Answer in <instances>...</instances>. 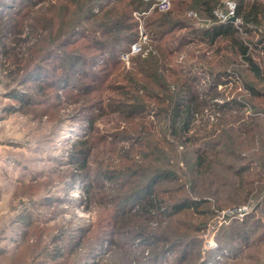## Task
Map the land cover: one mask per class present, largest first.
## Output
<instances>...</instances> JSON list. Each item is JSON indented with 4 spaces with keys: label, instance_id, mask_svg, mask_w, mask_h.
<instances>
[{
    "label": "rangeland",
    "instance_id": "obj_1",
    "mask_svg": "<svg viewBox=\"0 0 264 264\" xmlns=\"http://www.w3.org/2000/svg\"><path fill=\"white\" fill-rule=\"evenodd\" d=\"M7 1L8 10L0 7V264H264V97L250 96L244 86L247 80L251 82L245 60L231 49L217 50L218 43L191 40L186 34L188 27L172 28L158 40L147 27L149 11L134 12L138 20L135 41L142 39L141 51L131 53L130 47L122 51L118 66L109 70L104 61L115 52L100 50L95 61L87 58L89 62H80L78 74L70 81L72 87L65 85L58 91L46 87L43 95L39 94V102L26 105L18 94H11L35 93L34 85H28L34 83L30 79L37 77L39 83L52 72L39 71L38 66L48 64L60 71L53 60L47 62V50L60 48L85 59L98 53L100 41L96 39L113 43L129 30L101 22L117 0H102L87 17L78 16L85 0ZM227 1L236 4V11L237 0H223L224 8L217 11L227 14ZM65 5L69 8L64 9ZM171 8L172 3L168 10ZM230 17L240 27L235 12ZM212 21L200 18L205 26ZM240 32L246 41H252L253 58L264 66V25L253 35L244 33L243 28ZM174 38L177 50L160 51L164 50L160 40ZM121 39L124 42L126 38ZM53 41L58 43L50 44ZM62 41L66 44L60 46ZM44 52L46 58L42 57ZM159 54L162 63L154 66ZM58 56L57 62H65L61 61L62 54ZM221 66L232 75L214 84L212 72ZM90 74L104 77L97 92L82 87ZM131 75L135 80L160 81L163 85L155 91L159 98L148 95V90L137 83L136 90ZM57 76L47 80L57 81ZM164 76L166 82L162 81ZM186 78L194 82L191 87L197 110L182 139L167 135L178 151L183 170H176L178 181L162 179L157 189L184 183L182 192L188 190L191 198L207 201L210 213L182 212L171 217L162 204L156 213L144 216L139 212L140 203L132 204V200L117 207L118 191L124 190L118 179L104 177L103 170L114 172L122 154L128 155L150 131L159 130L157 106H168L169 94L173 95ZM257 84L264 93V83ZM127 95L143 101L134 105L135 112L128 117L124 113L127 105L119 103ZM234 100L243 103L230 108ZM98 134L102 139L96 141ZM83 139H89L92 146L84 167L70 161L74 143ZM206 141L216 143V151L230 167L218 166L216 176L202 174L205 181L199 192L186 176L190 173L189 158L196 156L195 147ZM89 182L92 188L87 186ZM239 207L245 211L237 213ZM175 219L183 220V225L176 224ZM193 223L202 225L199 241L193 248L189 246L195 251L188 260L181 261L185 247L174 245L170 238L177 229L196 226ZM130 228L141 232L131 238ZM242 228H248L247 235L240 233L247 242L239 246L233 237Z\"/></svg>",
    "mask_w": 264,
    "mask_h": 264
},
{
    "label": "trees",
    "instance_id": "obj_2",
    "mask_svg": "<svg viewBox=\"0 0 264 264\" xmlns=\"http://www.w3.org/2000/svg\"><path fill=\"white\" fill-rule=\"evenodd\" d=\"M70 1L72 2V0ZM101 1L102 0H85L80 6L78 16L83 17L85 15L84 17H87L88 15H91L93 8H95ZM153 2L154 0H117V3L109 11H107L106 14H104V18L101 20V22L104 25H118V27L124 28L125 31L129 30L126 35H121L122 38H126L124 42L122 41L121 37H116V41L113 43L98 38L96 39V41L98 40L97 42L100 41V44L98 45V53L92 54L91 57H87L85 55V59H83L82 55L80 54H68V52L65 50L61 51L58 45L57 47L59 49L54 51L49 49V47V50L46 49L47 52L46 50H43L47 54L46 57H49L47 62L53 60L54 64L57 66L56 68L60 69V71L56 72L54 69L55 67H49L48 64L44 67L41 65L38 66L39 71H41V68L42 70L50 69L52 74L49 73V75L51 76H46V78L43 77L39 79V83L37 82L38 78L36 76V78L30 79L34 83L30 82L28 85H34L33 88H36V91L33 95L27 92H24L25 94L15 92L11 94V96H16L18 94V99L21 100V102H24V104L28 105L29 102L31 103L35 100L39 102L40 99H42L39 94L42 93L43 95L46 87H54L56 89L55 91L62 89L65 85L72 87L73 84H71L70 81L73 76L78 74L77 71L79 68H77V66H79L80 62H89L87 61V58H90L91 62L95 61L101 54L100 50L106 48H109V50L112 49L113 52H115L111 57H109V61H104V64L106 63V68L111 70L117 67L119 64L117 60L121 61L120 53L128 49L131 43L137 38L136 27L138 20L134 16V12L141 13L149 11V13L146 15V19L148 20L147 27H149L150 31L153 33V37L158 40L163 35L165 36L166 33L171 32L176 28L182 29L183 27H188L190 32H187L186 34L191 40L195 39V41L198 43L204 42L208 45L218 43L216 48L217 50L230 51L231 49L232 51L236 52L248 64L247 71L251 77L248 75L247 77L251 82H248L247 80V82L244 83V86L248 88L250 92L249 95L257 98L264 97L262 88L257 84V81L261 84L264 83V66H262L263 62L261 64V62L253 58V52L250 50L252 41H246V39L243 38V34L240 32V29L243 28L244 33L253 35L254 31L259 26L264 25V0H237L235 16L240 18V27L238 25L236 26L234 22L231 21V19L220 21L215 16V11L218 8H224L222 6L223 0H171L172 8L167 11H161L158 9L150 10ZM9 5L10 4L7 0H0V7H2V9L4 7L5 11L10 8ZM63 8L68 9L69 7L65 5ZM190 11H192L193 14H188ZM62 12H65V10H62ZM155 14H158V16H155ZM200 18H207L210 20L212 19L213 21L210 25L205 26L200 22ZM71 35L74 36L76 33ZM174 39L168 42H165L164 39L160 40L159 42L164 46V50L160 48V51L170 52L177 50L175 44L176 38ZM261 39V42L264 41V35ZM63 41L59 44L60 46L66 44V42ZM54 42L58 43V41H53L50 44H54ZM262 49L264 50V47ZM45 52L42 54V57H45ZM59 54H62L63 56L61 61L65 62H57L60 61V57L58 56ZM70 58L72 59L70 60ZM159 58H161L160 54L156 56L154 66L161 65L162 62ZM64 63L67 69L63 67ZM227 69L228 68L222 67L217 71H213L211 75V82L216 84L222 81L223 76L228 74L232 75L229 73L230 70ZM234 73L237 74V71L234 70ZM82 74L83 72H81V75ZM93 74H90L86 77V80L89 81L82 84V87L88 91L93 90L97 92V90L103 85L102 79L104 77L101 74ZM53 75H59L57 76V81L47 80L48 77H53ZM130 79L134 80L133 85L135 89L137 83L139 88L148 90V95L153 98H159L155 91H157L158 87L161 88V85H163L160 81L154 83L153 81H145L143 79L135 80L134 75H131ZM162 81L166 82L167 77H165V79ZM191 82L192 81L189 78H186L181 83V85L179 83L180 86L178 90H176L173 95L169 94L168 96L170 99V104L168 106H160L158 105L159 103H157L158 106L157 111H155V115L159 130H155L153 132L150 131V134L147 135L148 138L146 137L145 141H142L138 147L133 148L132 151H130L132 154L129 152L128 155L122 154L118 166L114 168V172H105L103 170L104 177L112 180L118 179L119 181H116L124 190L123 192L118 191L120 198L116 202L117 207L119 206L118 204L124 201L125 205H129V201L132 200V204L140 203L141 210H139V212L141 211V214L144 216H150L153 211L154 212L152 214L156 213L159 209L158 205L162 204H166V207L170 211L171 217H174V215L182 212H184V214H190L196 213L197 211L199 214L202 213L204 215H208L210 213V205L208 206L207 201L203 199L191 198L188 190H186V192H182L183 189L185 190L184 187L186 184L184 183H179V185L175 186L174 188L157 189L158 183L162 179L168 181H178L179 175L176 170H183V168L179 165L178 151L173 147L174 144L170 141V139L167 138V135L172 134L176 136L178 140H180L183 138L182 135L190 129L192 123V114L196 112V108L198 106V104H196V93L191 87L192 85L194 86V82L193 84ZM165 91L168 90L165 89ZM125 97L127 98L125 100L124 98H121L123 100H121L119 103L127 105V112L124 113L128 117L131 113L135 112H133L134 105L143 103V101L140 99L131 100V97H133L132 95H127ZM162 101L165 102V100ZM240 103L243 102L234 100L232 103L230 102V108L234 104L235 106H239L241 105ZM156 121L154 123H156ZM91 126L93 129V123ZM158 131L161 132V136L157 134L159 133ZM99 137L102 139V134L101 136L99 134L96 136V141L99 139ZM191 140L192 139L188 138L187 141ZM88 142L89 139H83L74 143L75 146L70 152V161L80 163V166L82 167L86 165L88 156L91 152L90 149L92 147L88 144ZM194 150L196 156L193 158V160H190L189 158L190 165L188 167L190 173L188 176H186V179L187 182L191 183V186L193 185V189L195 190V188L199 189V186L205 181L202 174L208 173L211 176H216L215 169L220 165H228V167H230V162H226L223 157L219 156L220 153L219 151H216L215 142L206 141L204 145L195 147ZM87 186L92 188L94 185L89 182ZM204 190L206 192L208 191V189ZM199 192L202 191L199 189ZM139 212L137 211V213L133 214V216L136 217V214ZM175 221L176 224L183 223V220L175 219ZM200 223H193L196 226L189 224L187 225L188 229H177L176 231L178 233L174 232V234H172L173 237L170 238L172 243H174V245H184L185 247L182 252L181 261L188 260L189 256H191V254L195 251L194 249H189V246L193 248L194 245L198 244L199 238H197V234H199L200 228L202 227ZM247 229L242 228L237 231L233 237V242L237 243L239 246H244L247 242V238L240 233L245 231V235H247ZM128 232L133 234L131 238H134L141 231L139 232L136 230V228H130ZM194 233L196 235L195 237ZM240 236L242 239H240ZM158 260L159 258L157 261ZM200 264L203 263L201 262Z\"/></svg>",
    "mask_w": 264,
    "mask_h": 264
},
{
    "label": "built area",
    "instance_id": "obj_3",
    "mask_svg": "<svg viewBox=\"0 0 264 264\" xmlns=\"http://www.w3.org/2000/svg\"><path fill=\"white\" fill-rule=\"evenodd\" d=\"M171 3H172L171 0H154L153 4L150 7V10L158 9L161 11H165V10H168L170 8ZM226 5L229 8V11L227 14L219 12L217 10L215 11V15L219 18L220 21H225V20L231 18L230 17L231 15H234L236 4L233 2L227 1ZM192 13L193 12L191 11L190 14H192ZM135 14H136V12H135ZM142 33H143V29H141V31H140V34H142ZM142 43H143L142 39L138 40V41H134L130 46V52L131 53H137L138 51H141L142 46H143ZM123 55H127V53H125ZM237 209H238V210H236V211H238L237 213H243L245 211V208H242V207H239Z\"/></svg>",
    "mask_w": 264,
    "mask_h": 264
},
{
    "label": "water",
    "instance_id": "obj_4",
    "mask_svg": "<svg viewBox=\"0 0 264 264\" xmlns=\"http://www.w3.org/2000/svg\"><path fill=\"white\" fill-rule=\"evenodd\" d=\"M234 19V18H233Z\"/></svg>",
    "mask_w": 264,
    "mask_h": 264
}]
</instances>
